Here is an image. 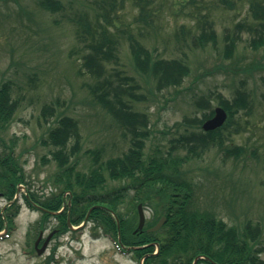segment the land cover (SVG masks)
I'll return each instance as SVG.
<instances>
[{
	"label": "rangeland",
	"instance_id": "374dc122",
	"mask_svg": "<svg viewBox=\"0 0 264 264\" xmlns=\"http://www.w3.org/2000/svg\"><path fill=\"white\" fill-rule=\"evenodd\" d=\"M59 1L63 9L52 12L38 0H0V83L11 82L18 102L10 125L0 130V155L11 146L25 178L16 191L19 211L15 227L8 237L0 238V264H40L52 254L50 264H139L131 246L123 244L129 251L121 252L91 221L54 234L42 254L33 248L37 236L39 242L57 225L51 215L37 226L41 212L25 199L29 189L42 197L59 191L60 186L52 182L57 171L56 160L49 153L53 147L42 141L56 118L68 115L77 120L81 146L76 156L82 170L90 163L87 149L101 148V159L106 160L130 147L131 134L91 92L94 78L81 64L83 55L91 51V37L79 30L81 16L92 25L99 19L116 42V57L107 61L106 73L117 80L119 71L120 76H131V83L137 84L133 88L138 99L128 102L147 116L145 156L157 147L161 152L185 155L186 149L175 139L201 129L195 118L207 109L197 101L209 98L214 108L222 97L231 99L236 88L248 93V107L236 112L222 131L225 146L239 145L244 152L236 155L217 145L209 146L181 169L193 183V207L211 210L240 230L247 220L257 222L259 245H264V42H253L259 34L255 28L260 26L253 19L250 0H104L109 22L96 14L102 0ZM142 5L151 11L149 23L140 18ZM205 21L214 29L216 39L202 45L198 35L202 28H209ZM236 34L235 48L228 55L225 45L229 36ZM130 38L154 57L185 61L189 74L180 85L158 90L152 77L135 68ZM47 105L52 112L44 117L42 109ZM72 144L73 139L68 148ZM127 182L108 178L105 186ZM135 192L128 188L129 195ZM64 199L69 202L66 195ZM131 199L120 207L125 216L135 212ZM6 204V198L0 196V211ZM143 208L149 218L152 208ZM117 238L121 239L120 234ZM261 256L264 258V253Z\"/></svg>",
	"mask_w": 264,
	"mask_h": 264
},
{
	"label": "trees",
	"instance_id": "16d2710c",
	"mask_svg": "<svg viewBox=\"0 0 264 264\" xmlns=\"http://www.w3.org/2000/svg\"><path fill=\"white\" fill-rule=\"evenodd\" d=\"M142 1V0H141ZM227 2V0H222ZM148 1L146 0V3ZM41 7L48 11L63 9L59 0H38ZM105 1L99 5L101 11H97V17L101 16L109 22L108 10L104 6ZM250 9L253 19L258 21V36L253 42H264L262 28L264 27V0H250ZM140 18L149 23L148 11L144 5L140 9ZM149 17V18H148ZM148 18V19H147ZM79 30L91 37L88 46L91 51L84 54L82 67L85 72L94 78L91 92L98 103L123 126L130 134V147L119 156L101 159L102 149L94 148L85 150L89 154L90 163L86 170L78 167L77 154L80 149V135L78 122L75 118L63 115L56 118V123L48 129L44 144L53 148L50 154L56 160L57 171L53 176V184L60 186L59 191L42 197L34 190L25 195L26 202L32 207H41V216L36 222L37 226L46 221L51 214L48 211H56L65 208L54 215L57 220L56 234L69 231L67 218L73 225L83 221L88 209V221L93 223L94 229L99 228L102 232L117 241L120 234L121 242L128 246H137L133 249V256L140 260L144 254L143 264H192L199 256L196 264H264V245H259L260 226L257 222L247 220L243 230L236 225L227 224L222 218L208 209L193 207V183L188 180L181 165L190 161L191 158L200 157L206 148L217 145L223 151H230L241 155L244 148L239 145L225 146L222 131L227 128L236 112L241 108L248 107L249 95L240 88L234 90V96L229 99L222 97L218 104L227 112L226 122L215 129L188 134H181L175 141L186 149L183 156L172 154V150L161 152L156 148L150 155L144 154V144L148 137V120L144 112L133 109L129 99H138L132 84L133 77L119 75L117 80L106 73V63L110 58L116 57V42L103 23L96 19L92 25L85 16L80 17ZM209 25L208 29L202 28L198 40L202 45L206 40H215L214 29ZM251 28L252 25H247ZM239 27V26H238ZM99 28V29H98ZM238 35L229 36L225 45L228 55H231ZM130 50L133 64L147 78L155 80L158 90L165 87L180 85L184 77L190 72L185 61L178 58L154 57L152 52L136 39L130 38ZM124 96H127L124 99ZM202 102L201 116L195 118L199 124L213 114L210 99L197 101ZM18 102L12 95L10 81L0 83V130H5L10 125ZM52 112L51 106L42 109L46 113ZM73 139V144L68 148V142ZM232 150V151H231ZM45 158V157H44ZM22 166L18 159L13 156L12 148L9 152L0 155V193L9 201V206L0 211V230L4 227L11 232L14 225V217L19 211V205L14 199L19 183H25ZM127 180L126 184H120L106 188L107 179ZM136 190L134 195L128 194V188ZM66 194L70 204L65 202ZM131 196L130 204L135 208L132 216L123 215L120 207ZM136 202L152 208L151 216L146 220L145 228L151 227L161 217L166 220L160 229L148 232L134 231L137 223ZM69 210V212H68ZM114 214L119 220V228ZM153 243L147 247H138L143 244ZM154 242L157 243L158 251L155 250ZM54 252V250H53ZM53 254L48 256L44 263L50 264ZM39 264V263H38Z\"/></svg>",
	"mask_w": 264,
	"mask_h": 264
},
{
	"label": "water",
	"instance_id": "95a60500",
	"mask_svg": "<svg viewBox=\"0 0 264 264\" xmlns=\"http://www.w3.org/2000/svg\"><path fill=\"white\" fill-rule=\"evenodd\" d=\"M226 116H227L226 111L221 106H216L214 108L213 116L208 118V119H206L202 123L201 127H202L203 130L214 129V128H216V127H218V126L223 124V122L226 119ZM137 210H138V215H139L137 228L140 229V228H142L143 223H144V219H145L141 204H138ZM164 221H165V217H161L154 226L148 228V231L157 230L164 223ZM67 223H68V226L70 228H72V229L75 228V227H73V225L70 223L69 220H67ZM52 234H53V232H50L47 235V237L45 238V240H44V242H43V244H42V246L40 248H37V242H38L39 239L36 240L35 248H36V251H37L38 254H40V253H42L44 251V249L46 247V244L49 241V239L52 236Z\"/></svg>",
	"mask_w": 264,
	"mask_h": 264
},
{
	"label": "flooded vegetation",
	"instance_id": "af4514ba",
	"mask_svg": "<svg viewBox=\"0 0 264 264\" xmlns=\"http://www.w3.org/2000/svg\"><path fill=\"white\" fill-rule=\"evenodd\" d=\"M44 238H41L40 241L38 242V246H40L43 242Z\"/></svg>",
	"mask_w": 264,
	"mask_h": 264
}]
</instances>
